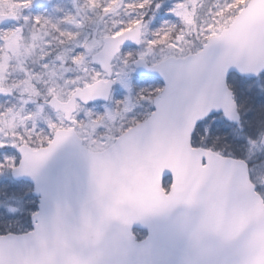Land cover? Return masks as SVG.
<instances>
[{
  "label": "snow or ice",
  "instance_id": "snow-or-ice-1",
  "mask_svg": "<svg viewBox=\"0 0 264 264\" xmlns=\"http://www.w3.org/2000/svg\"><path fill=\"white\" fill-rule=\"evenodd\" d=\"M0 264H264V0H0Z\"/></svg>",
  "mask_w": 264,
  "mask_h": 264
}]
</instances>
